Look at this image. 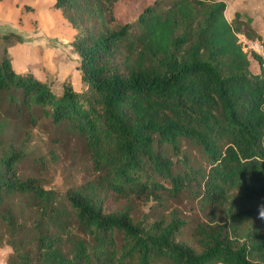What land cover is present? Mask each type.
Instances as JSON below:
<instances>
[{
	"label": "trees",
	"instance_id": "obj_1",
	"mask_svg": "<svg viewBox=\"0 0 264 264\" xmlns=\"http://www.w3.org/2000/svg\"><path fill=\"white\" fill-rule=\"evenodd\" d=\"M119 1H53L75 31L78 90L16 71L8 45L22 37L0 35V111L65 129L92 175L46 189L20 176L21 150L2 153L6 264H264V61L237 34L264 40L251 17L228 21L221 0H155L123 23ZM182 195L200 215L192 224L177 210L149 222L133 213V200Z\"/></svg>",
	"mask_w": 264,
	"mask_h": 264
},
{
	"label": "rangeland",
	"instance_id": "obj_2",
	"mask_svg": "<svg viewBox=\"0 0 264 264\" xmlns=\"http://www.w3.org/2000/svg\"><path fill=\"white\" fill-rule=\"evenodd\" d=\"M154 1L120 0L114 6V15L122 23L132 22L145 6L152 4ZM158 1L164 6L171 0ZM221 1L225 3L224 15L228 21H231L235 11L239 12L242 19L244 17H251L255 32L264 40V0ZM42 9H45V11ZM45 12H47L46 6L38 5V0H0V35L8 32L22 33L18 34L22 37L21 42H16L15 39H11L12 41H10L9 45L7 44L8 46L32 45L35 47L40 45L42 41L40 40L41 42H39L38 40L37 42L39 44L37 42L35 44L32 35L40 32L36 27V23L39 22L42 25V20L39 21L38 18L42 17ZM19 13L22 15L20 18L21 23H18ZM18 26H21L23 30L29 32H23L22 30L18 32ZM44 28L45 30H50L47 26ZM51 30L55 34L54 29ZM40 33L42 34V32ZM60 34L69 40L71 39V36L66 30H61ZM237 37L239 43L244 47V50H250L258 54L264 61V46L261 41L249 40L243 34H237ZM2 44L3 41L0 37V51ZM71 51L69 50L68 52L71 53ZM38 52L40 51L37 49L32 50L34 54L33 62ZM61 56L62 59L59 60H56V57L53 56L55 60L46 62L44 66L38 64V75L45 77L46 80L52 81L56 89L59 88L61 83L60 79L62 78L69 79L73 88L76 90L79 89L80 82L73 67V54H63ZM75 57L78 58L76 53ZM22 61L24 60L22 59ZM59 62L63 65V68L59 69ZM250 69L253 73L259 70L258 62L253 58H250ZM0 118L7 121V127L0 134V156L8 148L21 150L24 159L19 163L18 167L22 178L38 176L46 189L51 188L59 192H64L68 188L92 178L89 158L82 148V144L76 138L69 135V132L62 127L55 128L45 119L37 120L35 124H31L26 115L17 116L13 111L9 113V116H6L3 111H0ZM184 151L187 152L191 164L195 165L199 163L198 165H200L202 160L197 150L187 146L184 147L183 145V153ZM177 165V169L182 168L180 163H177ZM13 204L17 211L21 209L18 201H14ZM125 204L124 201H120L114 204L113 208L123 207ZM131 204L133 205V213L136 219H142L144 222L152 221L161 216H167L172 210H177L191 224L195 221L196 216L198 218L200 217L199 213L193 209L192 203L185 199L184 195L177 200L167 198L161 203L154 201L145 203L133 200ZM185 239L189 240V237ZM0 251L1 258L9 257V248L5 242H1ZM1 258L0 264H5L4 261H1Z\"/></svg>",
	"mask_w": 264,
	"mask_h": 264
},
{
	"label": "crops",
	"instance_id": "obj_3",
	"mask_svg": "<svg viewBox=\"0 0 264 264\" xmlns=\"http://www.w3.org/2000/svg\"><path fill=\"white\" fill-rule=\"evenodd\" d=\"M53 1L54 0H45V1L44 0H38V5L46 6L47 12L43 13L42 17L38 18L39 21L42 20V25H40L41 23H39V22L36 23L37 29L40 32H42V34L40 32H38L37 34L32 35V38H33V42L35 44L38 40H39V42L42 41V43H40V45H37L35 47L32 45H29V46L28 45L8 46V54L10 56L11 65L16 71L22 72V71H26V70H31V72H33L37 76L38 79L46 80L45 77L38 75L37 65L41 64L44 66V64L46 62H49V61L51 62V61L55 60L54 57H56V60H59V59H62L61 55L72 53L74 56L73 67L75 69V74H76L77 78L79 79L78 72H76V64L78 62V58L75 57V53L73 51H71V53L68 52L69 50H72L70 43L73 40V37L75 35V31L62 18L59 11L52 9ZM42 10L45 11V9H42ZM21 16H22L21 14L18 16V23L22 22V21H20ZM46 26L50 30H45L44 27H46ZM51 29H54L55 34H53L54 32ZM17 30H18V32L20 30H22L23 32H29V31L23 30L21 26H18ZM61 30H63V31L66 30L68 32V34L71 36V39L69 40V39L63 37L60 34ZM30 32H32V31H30ZM14 33L22 34V33H17V32H14ZM62 48H66V49H62ZM35 49L39 50L40 52H38V55H35L36 56L35 61L33 62L34 54L32 53V50H35ZM44 56H45V58H44ZM22 59L24 61H22ZM29 61H31V63H29ZM59 64H60V62H59ZM60 68H63V65L60 64L59 69ZM58 77H57V79L59 80ZM64 79L65 78L60 79L61 82Z\"/></svg>",
	"mask_w": 264,
	"mask_h": 264
},
{
	"label": "built area",
	"instance_id": "obj_4",
	"mask_svg": "<svg viewBox=\"0 0 264 264\" xmlns=\"http://www.w3.org/2000/svg\"><path fill=\"white\" fill-rule=\"evenodd\" d=\"M0 254H1V251H0ZM1 256H2V255H1ZM0 258H1V257H0ZM5 260H6V257L1 258V261H2V262L4 261V263L6 264Z\"/></svg>",
	"mask_w": 264,
	"mask_h": 264
}]
</instances>
